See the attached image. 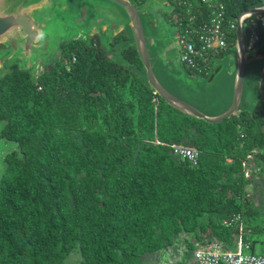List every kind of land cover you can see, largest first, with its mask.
Returning a JSON list of instances; mask_svg holds the SVG:
<instances>
[{
  "label": "trees",
  "instance_id": "16d2710c",
  "mask_svg": "<svg viewBox=\"0 0 264 264\" xmlns=\"http://www.w3.org/2000/svg\"><path fill=\"white\" fill-rule=\"evenodd\" d=\"M134 1L138 7L144 2ZM213 1L229 19L264 4ZM182 5L177 3L176 12ZM191 9L198 15L206 7L199 0ZM252 35L254 49L264 55V14L247 22L246 44ZM129 41L126 31L114 36L108 49L99 36L78 38L61 46L54 70L35 78L28 69H15L0 78V122L6 123V139L22 150L21 158L6 161L0 179V264H65L73 252L80 256L78 264H140L172 241L187 203L221 221L264 214L246 200L242 175V162L251 155L260 173L254 183L264 187V104L258 101L252 111L240 106L219 124L178 114L147 84ZM72 85L80 92L71 98L67 89ZM123 93L133 95L130 114ZM80 103L92 109L94 118L102 116L83 135L84 146L49 140L51 115L56 112L69 124L80 121L67 111H79ZM177 146L196 150L197 164L172 154ZM221 163L228 169L218 183ZM171 174L184 185L174 186ZM239 225L221 226L216 240L233 248L226 241L240 234ZM242 239L254 254L255 244Z\"/></svg>",
  "mask_w": 264,
  "mask_h": 264
},
{
  "label": "rangeland",
  "instance_id": "374dc122",
  "mask_svg": "<svg viewBox=\"0 0 264 264\" xmlns=\"http://www.w3.org/2000/svg\"><path fill=\"white\" fill-rule=\"evenodd\" d=\"M84 1L88 2L87 0ZM80 3L81 0H52V3L45 2L43 6L28 11L27 13L33 19L38 21L41 28L38 38V46L40 48V57L38 60L39 63L35 68L34 63L30 59L26 60V64L17 63V60L20 58V42L22 37L19 33H13L7 39L0 41V78L6 73H10L15 69H28L32 72L35 78L39 77V75L46 69H51L52 66V70H54L56 59H58L60 55L61 46L70 41L75 42L78 38H95V36H99L104 47L108 49L107 47L109 46V42L114 36L110 35L111 33L108 30L104 33L98 28L97 30L93 28L96 31L91 32V24L89 19L79 22L80 18L77 16V14L80 12ZM99 5L108 6L110 4L107 1H102L99 3ZM170 10L171 9H169V7L166 8L165 6H160L158 4L151 6L148 11L150 15L154 16V19L156 20V26L163 28V33L165 35L171 36V39L168 38L160 41L159 50L162 51L163 54L158 55L155 59H153V63L155 64V61L157 64L163 63L164 66L178 75L180 74L181 68L176 63L178 54L176 51L177 49H174L173 40H175L174 36L177 33L176 22H178L182 16H178L179 14L175 12L170 13L171 16L169 17ZM119 32L120 31H117L115 36L119 34ZM89 38L84 40L89 41ZM115 56L116 54L113 53L110 57L115 60ZM218 64L223 66L222 70L219 75L211 82V84L206 83L207 78L204 79L203 77L196 76L193 73L184 71L182 69L186 78L196 81L197 86H191L190 88L185 86L182 80H179L178 82H172L167 76L164 75V73L159 71L157 74L161 82L168 88L169 91L185 99L188 103L198 107L200 110L204 111L206 115L208 114V116H217L223 113L231 103V89L233 81L231 71H233L235 68V48L232 47L229 52L223 53L219 59H216L213 66H211V72L209 74L213 73L215 66H218ZM261 65L263 66L262 61H257L255 63H251L247 67L242 96L244 106H241V109L243 110L246 109L248 111H252L253 105L258 102L260 97L258 89L259 73L258 71H255L256 68L260 67ZM64 82L66 85L69 83V80L66 79ZM67 90H69L68 94L71 98L73 97V94H79L80 92V89L74 85H72L70 89ZM127 91L128 93H131L129 90ZM132 96L133 95L128 94L125 98L123 93V100L126 102L124 104H127L125 111L129 114L133 111L131 108L134 107ZM79 98L81 99V97ZM67 111L73 115L75 114L76 116H79V118H81L80 121L77 119L75 121L73 120L72 124H69V121H59L56 117L57 113L54 112L51 115L52 124L49 130V140L55 142L56 144L59 142H68L69 144H78L80 146H84L83 135L85 132L87 133L91 127L95 126L96 124H94V121L98 122L99 118L102 116L99 115L98 118H94L93 115H91L92 109H89L83 103H80L79 111H76L72 107H68ZM5 125V122H0V179L6 168V161L10 157H16L19 159L22 156L20 144L18 142L9 141L6 139L4 135ZM227 161L230 162V160ZM226 165H222L221 163V167L219 168L221 169ZM248 165L250 168L253 163L249 160ZM84 168L85 165L82 164L80 175H84ZM227 169H221L222 172L220 170H216L218 173H221L219 178H215L218 183L223 182L225 179ZM252 172L253 175L251 178L244 179L245 198L246 200L251 201L256 208L260 207L262 213H264V187L261 184H255V179H253L258 178L260 173L258 171H254L253 169ZM213 175L215 174L213 173ZM170 177L172 179L174 178L175 180L174 186L184 185V182L180 176L171 174ZM255 181L257 182L258 179ZM176 196L180 199L186 198V194L184 195L181 192H179V194ZM187 202L188 200L186 198L184 203ZM183 208L186 218L184 220H180L181 222L179 221L180 227L172 241L166 246L159 247L150 255H145L141 259L140 264H195L193 257L191 256L192 250L195 251L205 243L212 244L213 242H218L215 238L217 237L216 233H220L219 228L223 226L222 224L225 219L221 221L217 216H211V214L197 211V208L192 207L188 203L187 205H184ZM239 226L240 234L244 235L245 238L249 240V242H253L255 244L253 250L254 254L264 255V214H262L260 217H252L247 219L243 218ZM231 235L232 236L229 237L231 238V241H226L227 243H230V245L237 242L239 236L238 234L233 233ZM192 245L193 248L191 249L190 246ZM79 262L80 256L76 252H73L67 258L65 264H78Z\"/></svg>",
  "mask_w": 264,
  "mask_h": 264
},
{
  "label": "water",
  "instance_id": "95a60500",
  "mask_svg": "<svg viewBox=\"0 0 264 264\" xmlns=\"http://www.w3.org/2000/svg\"><path fill=\"white\" fill-rule=\"evenodd\" d=\"M87 1L81 0L79 4L80 12L77 14L80 18L79 22L89 19L91 32H95L98 28L104 33L108 30L111 33L110 35L115 36L117 31H126L130 39L129 43L135 48L140 63L143 66L147 84L174 112L201 120L207 124H219L226 119L232 118L239 111L240 106H242L247 67L257 61H262L263 63V66L261 65L256 68L255 72L258 71L259 73L258 89L260 97L258 101L264 104V55L258 53V48L251 50L247 54L245 38L247 22L253 16L264 14V4L250 7L235 18V68L231 71L233 76L231 103L223 113L217 116H211L210 114L208 116V114L206 115L198 107L169 91L158 77L157 72L160 71L172 82L182 80L185 86L189 88L191 86L196 87V81L186 78L184 74L185 70H182L178 59L176 63L181 68L178 75L169 70L163 63L157 64L156 61L155 64L153 63V59L163 54L159 50L160 41L168 38L171 39V36L165 35L163 28L156 26L154 16L150 15L148 11L151 6L164 5L167 0H147L141 7L136 6L134 0ZM102 1H107L110 5L100 6L99 3ZM45 2L52 3V0H0V41L7 39L13 33H19L22 37L20 42V58L17 60L18 64H23L27 59H30L34 63L35 68L39 63L40 48L38 46V38L41 28L38 21L33 19L27 12L43 6ZM88 38L83 39L87 40ZM173 45L176 50L175 40H173ZM222 67L220 64L215 66L213 73L209 74L206 79L207 84H211L219 75ZM261 130L264 134V125Z\"/></svg>",
  "mask_w": 264,
  "mask_h": 264
},
{
  "label": "built area",
  "instance_id": "2783aa9c",
  "mask_svg": "<svg viewBox=\"0 0 264 264\" xmlns=\"http://www.w3.org/2000/svg\"><path fill=\"white\" fill-rule=\"evenodd\" d=\"M198 1L193 0L185 13L186 17L182 16L181 21L176 23L179 26L174 39L182 69L205 79L211 72L214 61L235 46L236 22L235 19L227 18L222 6L213 0H200L206 9H203L204 13L198 10V15H193L192 5L198 4ZM198 18H201L200 23L197 22ZM185 21L189 23L183 26ZM255 41L256 38L252 35L246 44L247 52L254 49ZM74 61L73 58L72 62ZM173 153L191 165L198 162L199 154L194 149L177 146L173 148ZM249 160L252 162L251 155L242 162L244 179L253 175V165L249 168ZM241 220V215L237 214L229 221L224 220L223 225L230 222L240 224ZM193 260L195 264H264V255L251 253L250 244L244 242L240 234L233 248H226L219 242L204 244L193 252Z\"/></svg>",
  "mask_w": 264,
  "mask_h": 264
},
{
  "label": "flooded vegetation",
  "instance_id": "af4514ba",
  "mask_svg": "<svg viewBox=\"0 0 264 264\" xmlns=\"http://www.w3.org/2000/svg\"><path fill=\"white\" fill-rule=\"evenodd\" d=\"M145 1L146 0H144V2ZM144 2L141 4V6L144 4ZM177 3H178L179 6L181 4H183L182 7H181L182 12H176ZM192 3H193V0H167V2L164 5H160V6H165L166 8L169 7V9H171L170 12L168 11L169 14L176 12V13L179 14L178 16H183V18H185L186 17L185 13L187 12L188 6H190ZM164 15H165V13H164ZM170 16H171V14H170ZM180 19L178 21H180ZM261 129H262V127H261Z\"/></svg>",
  "mask_w": 264,
  "mask_h": 264
},
{
  "label": "crops",
  "instance_id": "0c3cea01",
  "mask_svg": "<svg viewBox=\"0 0 264 264\" xmlns=\"http://www.w3.org/2000/svg\"><path fill=\"white\" fill-rule=\"evenodd\" d=\"M214 69V68H213Z\"/></svg>",
  "mask_w": 264,
  "mask_h": 264
}]
</instances>
